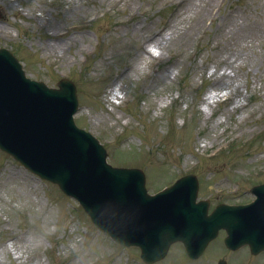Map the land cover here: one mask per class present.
Returning <instances> with one entry per match:
<instances>
[{"label":"rangeland","instance_id":"374dc122","mask_svg":"<svg viewBox=\"0 0 264 264\" xmlns=\"http://www.w3.org/2000/svg\"><path fill=\"white\" fill-rule=\"evenodd\" d=\"M2 47L32 79L73 81L79 126L151 193L193 173L199 199L248 201L264 182V0H0ZM1 214L0 247L23 258L0 264H141L0 152Z\"/></svg>","mask_w":264,"mask_h":264},{"label":"water","instance_id":"95a60500","mask_svg":"<svg viewBox=\"0 0 264 264\" xmlns=\"http://www.w3.org/2000/svg\"><path fill=\"white\" fill-rule=\"evenodd\" d=\"M11 78V77H10ZM21 78L24 79L23 75L21 74ZM12 79V78H11ZM59 175V177H58ZM66 177L64 173L56 172V174L51 178L52 180L56 182H60L62 185H64L61 182V179ZM193 201V200H192ZM148 203H152V200H148ZM83 204L86 207L87 211L90 212L93 219L101 226L102 229L110 233L116 240H119L123 243H135V244H145L147 243V240L145 239L146 230L143 228V223H131L129 226L125 227L121 232L120 235H116V231L120 229V226L117 225V222L113 220V218L110 216L111 213L109 212H102V207L100 204L97 203L95 200H88L84 201ZM194 218H192L193 220ZM196 222V221H193ZM169 231H171V227H168L166 230H162V234H167ZM156 233V230H154V234ZM140 241V242H139Z\"/></svg>","mask_w":264,"mask_h":264},{"label":"flooded vegetation","instance_id":"af4514ba","mask_svg":"<svg viewBox=\"0 0 264 264\" xmlns=\"http://www.w3.org/2000/svg\"><path fill=\"white\" fill-rule=\"evenodd\" d=\"M230 254H233V253H230ZM236 260V264H240L241 263V261H242V264H244V261L243 260H241V258H239V259H236V257H233V261H235ZM220 261V259L217 261V264H218V262ZM231 263V262H230Z\"/></svg>","mask_w":264,"mask_h":264},{"label":"bare ground","instance_id":"6f19581e","mask_svg":"<svg viewBox=\"0 0 264 264\" xmlns=\"http://www.w3.org/2000/svg\"><path fill=\"white\" fill-rule=\"evenodd\" d=\"M226 75L221 76V78H226ZM7 246V245H6ZM3 251H5V249L3 248Z\"/></svg>","mask_w":264,"mask_h":264}]
</instances>
